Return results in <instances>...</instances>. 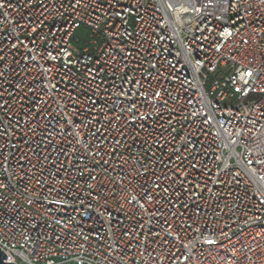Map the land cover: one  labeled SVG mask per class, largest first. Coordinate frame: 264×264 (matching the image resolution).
I'll return each mask as SVG.
<instances>
[{
  "label": "built area",
  "instance_id": "1",
  "mask_svg": "<svg viewBox=\"0 0 264 264\" xmlns=\"http://www.w3.org/2000/svg\"><path fill=\"white\" fill-rule=\"evenodd\" d=\"M0 249L264 264V0H0Z\"/></svg>",
  "mask_w": 264,
  "mask_h": 264
},
{
  "label": "water",
  "instance_id": "2",
  "mask_svg": "<svg viewBox=\"0 0 264 264\" xmlns=\"http://www.w3.org/2000/svg\"><path fill=\"white\" fill-rule=\"evenodd\" d=\"M7 256L5 253L0 249V264H16L14 262L6 261Z\"/></svg>",
  "mask_w": 264,
  "mask_h": 264
},
{
  "label": "trees",
  "instance_id": "3",
  "mask_svg": "<svg viewBox=\"0 0 264 264\" xmlns=\"http://www.w3.org/2000/svg\"><path fill=\"white\" fill-rule=\"evenodd\" d=\"M84 33H86V30L84 28H80L78 30V34H82L83 35Z\"/></svg>",
  "mask_w": 264,
  "mask_h": 264
}]
</instances>
